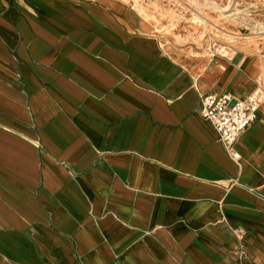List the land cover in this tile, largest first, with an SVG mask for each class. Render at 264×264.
Here are the masks:
<instances>
[{
	"label": "crops",
	"instance_id": "crops-1",
	"mask_svg": "<svg viewBox=\"0 0 264 264\" xmlns=\"http://www.w3.org/2000/svg\"><path fill=\"white\" fill-rule=\"evenodd\" d=\"M134 2L0 0V264H264V101L239 159L199 112L263 61L165 46Z\"/></svg>",
	"mask_w": 264,
	"mask_h": 264
},
{
	"label": "rangeland",
	"instance_id": "rangeland-1",
	"mask_svg": "<svg viewBox=\"0 0 264 264\" xmlns=\"http://www.w3.org/2000/svg\"><path fill=\"white\" fill-rule=\"evenodd\" d=\"M137 11L164 45L186 46L214 62L210 48L230 45L235 55H257L263 61L264 0H135ZM173 42V43H171Z\"/></svg>",
	"mask_w": 264,
	"mask_h": 264
},
{
	"label": "built area",
	"instance_id": "built-area-1",
	"mask_svg": "<svg viewBox=\"0 0 264 264\" xmlns=\"http://www.w3.org/2000/svg\"><path fill=\"white\" fill-rule=\"evenodd\" d=\"M211 56L234 57L230 45L210 48ZM199 112L217 131L227 152L235 159L241 157L236 148L239 136L256 120L257 111L264 101V85L259 80L256 88L246 94L235 92H200Z\"/></svg>",
	"mask_w": 264,
	"mask_h": 264
}]
</instances>
